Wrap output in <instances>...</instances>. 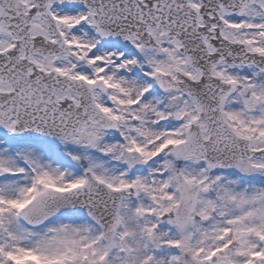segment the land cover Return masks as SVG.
<instances>
[{"label":"snow or ice","instance_id":"snow-or-ice-1","mask_svg":"<svg viewBox=\"0 0 264 264\" xmlns=\"http://www.w3.org/2000/svg\"><path fill=\"white\" fill-rule=\"evenodd\" d=\"M0 264H264V0H0Z\"/></svg>","mask_w":264,"mask_h":264}]
</instances>
